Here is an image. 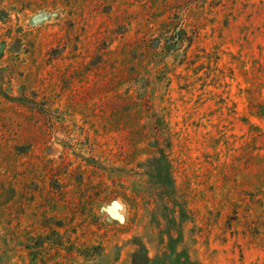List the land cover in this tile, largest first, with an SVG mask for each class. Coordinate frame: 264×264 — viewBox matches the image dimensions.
<instances>
[{"label":"rangeland","instance_id":"1","mask_svg":"<svg viewBox=\"0 0 264 264\" xmlns=\"http://www.w3.org/2000/svg\"><path fill=\"white\" fill-rule=\"evenodd\" d=\"M0 264H264V0H0Z\"/></svg>","mask_w":264,"mask_h":264}]
</instances>
